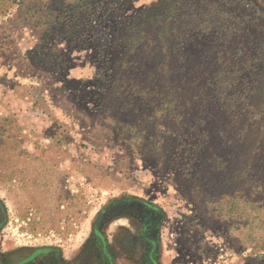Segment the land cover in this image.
Wrapping results in <instances>:
<instances>
[{"label": "rangeland", "instance_id": "obj_1", "mask_svg": "<svg viewBox=\"0 0 264 264\" xmlns=\"http://www.w3.org/2000/svg\"><path fill=\"white\" fill-rule=\"evenodd\" d=\"M0 261L264 264V0H0Z\"/></svg>", "mask_w": 264, "mask_h": 264}, {"label": "trees", "instance_id": "obj_2", "mask_svg": "<svg viewBox=\"0 0 264 264\" xmlns=\"http://www.w3.org/2000/svg\"><path fill=\"white\" fill-rule=\"evenodd\" d=\"M0 264H4V263H2V262L0 261ZM10 264H18V262H15V263H10Z\"/></svg>", "mask_w": 264, "mask_h": 264}]
</instances>
